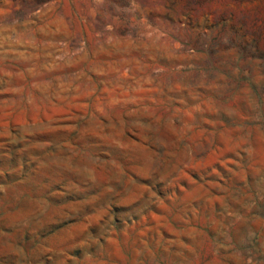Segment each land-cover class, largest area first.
<instances>
[{
  "label": "rangeland",
  "instance_id": "1",
  "mask_svg": "<svg viewBox=\"0 0 264 264\" xmlns=\"http://www.w3.org/2000/svg\"><path fill=\"white\" fill-rule=\"evenodd\" d=\"M0 264H264V0H0Z\"/></svg>",
  "mask_w": 264,
  "mask_h": 264
},
{
  "label": "trees",
  "instance_id": "2",
  "mask_svg": "<svg viewBox=\"0 0 264 264\" xmlns=\"http://www.w3.org/2000/svg\"><path fill=\"white\" fill-rule=\"evenodd\" d=\"M197 1H201V0H197ZM236 1H238L239 4H243V3H245V2L253 3V2H255L256 0H236ZM256 8H257V6H256Z\"/></svg>",
  "mask_w": 264,
  "mask_h": 264
}]
</instances>
